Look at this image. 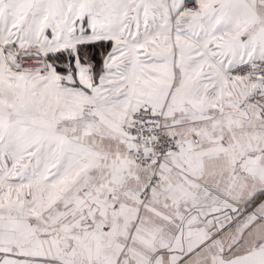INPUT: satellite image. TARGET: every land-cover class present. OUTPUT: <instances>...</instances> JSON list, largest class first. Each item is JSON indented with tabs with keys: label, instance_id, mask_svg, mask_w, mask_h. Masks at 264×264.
I'll list each match as a JSON object with an SVG mask.
<instances>
[{
	"label": "snow or ice",
	"instance_id": "1",
	"mask_svg": "<svg viewBox=\"0 0 264 264\" xmlns=\"http://www.w3.org/2000/svg\"><path fill=\"white\" fill-rule=\"evenodd\" d=\"M0 264H264V0H0Z\"/></svg>",
	"mask_w": 264,
	"mask_h": 264
}]
</instances>
